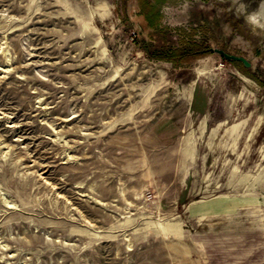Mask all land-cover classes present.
I'll list each match as a JSON object with an SVG mask.
<instances>
[{"label": "rangeland", "instance_id": "1", "mask_svg": "<svg viewBox=\"0 0 264 264\" xmlns=\"http://www.w3.org/2000/svg\"><path fill=\"white\" fill-rule=\"evenodd\" d=\"M262 2L0 0V264H264Z\"/></svg>", "mask_w": 264, "mask_h": 264}, {"label": "clouds", "instance_id": "2", "mask_svg": "<svg viewBox=\"0 0 264 264\" xmlns=\"http://www.w3.org/2000/svg\"><path fill=\"white\" fill-rule=\"evenodd\" d=\"M241 7H243V5ZM245 19L251 25L264 28V2L260 4L255 12L249 13Z\"/></svg>", "mask_w": 264, "mask_h": 264}, {"label": "water", "instance_id": "3", "mask_svg": "<svg viewBox=\"0 0 264 264\" xmlns=\"http://www.w3.org/2000/svg\"><path fill=\"white\" fill-rule=\"evenodd\" d=\"M211 51L220 54L221 56H223L224 58L228 59V60H234V61H239L242 62L244 64V66L249 67L251 65V63L244 57L242 56H237V55H233V54H229L226 51L222 50V49H218V48H212Z\"/></svg>", "mask_w": 264, "mask_h": 264}, {"label": "crops", "instance_id": "4", "mask_svg": "<svg viewBox=\"0 0 264 264\" xmlns=\"http://www.w3.org/2000/svg\"><path fill=\"white\" fill-rule=\"evenodd\" d=\"M202 96V95H201ZM198 96L196 95V98H197ZM198 102L197 101H195V104H197ZM194 104V108H195V110H197V112L198 113H206V111H207V107L206 106H204V105H195ZM193 108V107H192ZM205 111V112H204Z\"/></svg>", "mask_w": 264, "mask_h": 264}]
</instances>
